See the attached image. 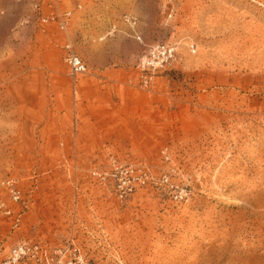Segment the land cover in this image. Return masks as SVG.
I'll list each match as a JSON object with an SVG mask.
<instances>
[{"label": "rangeland", "instance_id": "rangeland-1", "mask_svg": "<svg viewBox=\"0 0 264 264\" xmlns=\"http://www.w3.org/2000/svg\"><path fill=\"white\" fill-rule=\"evenodd\" d=\"M7 179L0 264H264V0H0Z\"/></svg>", "mask_w": 264, "mask_h": 264}, {"label": "built area", "instance_id": "built-area-1", "mask_svg": "<svg viewBox=\"0 0 264 264\" xmlns=\"http://www.w3.org/2000/svg\"><path fill=\"white\" fill-rule=\"evenodd\" d=\"M37 6H39V4ZM70 18L71 13L68 12L58 19L59 27L61 30H67ZM125 20L131 25L132 28H135L137 26V20L134 17H125ZM44 21L48 22L50 21V19H45ZM52 21H55V18H52ZM137 38L138 40H140L139 36ZM176 55L177 48L172 43L146 45L144 54L140 58L137 68L142 74H145L147 77L155 76L165 71L175 61ZM65 62L68 65L70 73L74 78L85 75L88 72V66L83 61V59L79 57L74 51L73 45L70 41L65 46ZM115 176H118V171ZM0 184L5 187L6 191L8 192L11 203L19 204L20 202H22V190L14 179L0 181ZM14 212L15 210L12 204L10 205L5 201L0 200V213L7 217L14 218V224L17 225L18 223H20L21 213L19 212L18 214H15ZM26 251V247H18L13 253V258H19L22 254H25Z\"/></svg>", "mask_w": 264, "mask_h": 264}]
</instances>
